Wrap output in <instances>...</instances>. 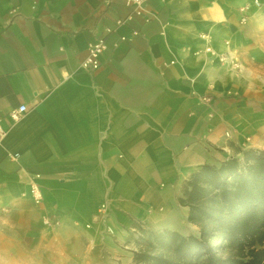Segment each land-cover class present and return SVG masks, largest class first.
Instances as JSON below:
<instances>
[{
  "label": "crops",
  "instance_id": "obj_1",
  "mask_svg": "<svg viewBox=\"0 0 264 264\" xmlns=\"http://www.w3.org/2000/svg\"><path fill=\"white\" fill-rule=\"evenodd\" d=\"M253 1L147 0L135 15L119 0H0V241L29 263L127 264L120 247L138 225L197 236L185 180L264 150ZM99 37V67L85 69Z\"/></svg>",
  "mask_w": 264,
  "mask_h": 264
},
{
  "label": "trees",
  "instance_id": "obj_2",
  "mask_svg": "<svg viewBox=\"0 0 264 264\" xmlns=\"http://www.w3.org/2000/svg\"><path fill=\"white\" fill-rule=\"evenodd\" d=\"M185 180L179 204L198 235L149 230L135 260L149 264H264V151L239 150Z\"/></svg>",
  "mask_w": 264,
  "mask_h": 264
},
{
  "label": "built area",
  "instance_id": "obj_3",
  "mask_svg": "<svg viewBox=\"0 0 264 264\" xmlns=\"http://www.w3.org/2000/svg\"><path fill=\"white\" fill-rule=\"evenodd\" d=\"M119 1L127 8H130L135 15L147 14V12L144 9L147 0H119ZM253 4L257 6L258 2L254 0ZM127 18H130V17H127ZM124 21L125 19L119 18L116 20V25H121ZM244 21H245V18H241V22L243 23ZM105 32L110 33L111 29L106 28ZM105 49H106V44H105V40L103 37H99L95 41L89 43L87 46L86 58L81 63V66L85 69H88V68L97 69L100 64L99 58ZM207 51H209V49H207ZM26 110H27V107L25 105H20L16 109H12L8 113L9 120L11 122L17 121L21 117V115L26 112ZM4 134H5V130L0 126V140L3 138ZM29 194L35 204H39L42 201L40 190L37 184H35L34 182L30 184ZM42 224L46 227H54L58 224V220H56L55 218L49 215H44L42 218Z\"/></svg>",
  "mask_w": 264,
  "mask_h": 264
},
{
  "label": "rangeland",
  "instance_id": "obj_4",
  "mask_svg": "<svg viewBox=\"0 0 264 264\" xmlns=\"http://www.w3.org/2000/svg\"><path fill=\"white\" fill-rule=\"evenodd\" d=\"M255 150L264 151L261 149ZM149 230L154 229L149 228L146 224L138 225L137 227H135L134 231L130 232L127 243L125 242V244L120 247L125 256H128L129 258L127 264H149L144 261L135 260V253L139 252L145 245L143 235ZM6 244L7 242L3 244L0 241V264H40V262L37 261V258L35 257L32 258V261L30 263L26 262L25 256L23 254V248L9 246ZM90 251L94 252L96 251V248H92L90 249Z\"/></svg>",
  "mask_w": 264,
  "mask_h": 264
},
{
  "label": "bare ground",
  "instance_id": "obj_5",
  "mask_svg": "<svg viewBox=\"0 0 264 264\" xmlns=\"http://www.w3.org/2000/svg\"><path fill=\"white\" fill-rule=\"evenodd\" d=\"M177 217V216H176ZM178 227H179V225H178ZM182 229H183V226H182Z\"/></svg>",
  "mask_w": 264,
  "mask_h": 264
}]
</instances>
